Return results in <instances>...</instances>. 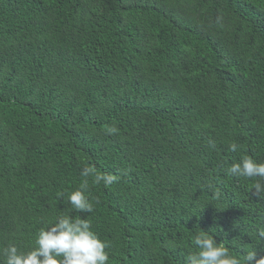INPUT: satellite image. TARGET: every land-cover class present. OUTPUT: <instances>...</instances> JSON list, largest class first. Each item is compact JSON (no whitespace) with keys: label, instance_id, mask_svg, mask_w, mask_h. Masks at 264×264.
I'll use <instances>...</instances> for the list:
<instances>
[{"label":"trees","instance_id":"trees-1","mask_svg":"<svg viewBox=\"0 0 264 264\" xmlns=\"http://www.w3.org/2000/svg\"><path fill=\"white\" fill-rule=\"evenodd\" d=\"M245 155L264 162V0H0V249L35 247L94 164L119 179L71 215L108 264H186L200 228L259 259L264 193L226 172Z\"/></svg>","mask_w":264,"mask_h":264},{"label":"clouds","instance_id":"clouds-1","mask_svg":"<svg viewBox=\"0 0 264 264\" xmlns=\"http://www.w3.org/2000/svg\"><path fill=\"white\" fill-rule=\"evenodd\" d=\"M117 131V128L109 127L107 134L114 135ZM209 146L214 148V142L210 140ZM238 147L232 143L230 150L236 152ZM226 172L229 176L256 180L252 184L255 194L259 196L264 193V184L259 182L264 180V162L245 155L228 166ZM81 176L84 177L83 183L77 190L68 193L67 203L71 206V212L93 213L99 200L93 201L87 195L89 178L94 184L102 183L109 187L119 177L99 172L94 164H85ZM71 212L60 215L51 226L41 228L37 233L35 247L31 250L22 251L16 244L0 249L4 264H108L110 253L107 249L110 245L93 230L88 219L73 218ZM209 232L201 228L197 230L194 244L198 250L186 258V264H264V257L257 259L255 249H245L241 255H233L229 247L223 242H217ZM260 236L264 237V231L260 232Z\"/></svg>","mask_w":264,"mask_h":264}]
</instances>
